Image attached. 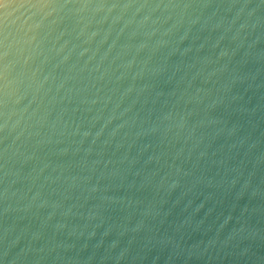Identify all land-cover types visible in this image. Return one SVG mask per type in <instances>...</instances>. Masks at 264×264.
<instances>
[{
	"label": "water",
	"instance_id": "1",
	"mask_svg": "<svg viewBox=\"0 0 264 264\" xmlns=\"http://www.w3.org/2000/svg\"><path fill=\"white\" fill-rule=\"evenodd\" d=\"M0 264H264V0H0Z\"/></svg>",
	"mask_w": 264,
	"mask_h": 264
}]
</instances>
